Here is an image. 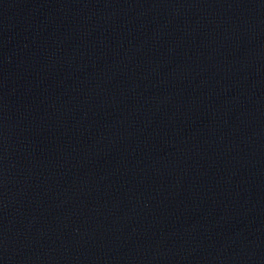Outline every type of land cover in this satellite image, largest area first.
<instances>
[{
    "label": "water",
    "instance_id": "95a60500",
    "mask_svg": "<svg viewBox=\"0 0 264 264\" xmlns=\"http://www.w3.org/2000/svg\"><path fill=\"white\" fill-rule=\"evenodd\" d=\"M0 264H264V0H0Z\"/></svg>",
    "mask_w": 264,
    "mask_h": 264
}]
</instances>
